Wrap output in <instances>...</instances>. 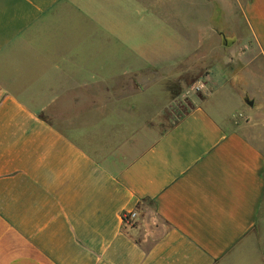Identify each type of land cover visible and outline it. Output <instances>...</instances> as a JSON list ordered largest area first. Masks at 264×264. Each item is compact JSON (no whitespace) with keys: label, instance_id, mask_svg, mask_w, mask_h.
<instances>
[{"label":"crops","instance_id":"0c3cea01","mask_svg":"<svg viewBox=\"0 0 264 264\" xmlns=\"http://www.w3.org/2000/svg\"><path fill=\"white\" fill-rule=\"evenodd\" d=\"M174 4L0 0V264H264L260 125L200 101L145 128L156 68L125 52ZM243 14L264 62V0Z\"/></svg>","mask_w":264,"mask_h":264},{"label":"rangeland","instance_id":"374dc122","mask_svg":"<svg viewBox=\"0 0 264 264\" xmlns=\"http://www.w3.org/2000/svg\"><path fill=\"white\" fill-rule=\"evenodd\" d=\"M246 2L175 0L179 22L176 11L172 19L164 7L148 14L145 28L131 31L125 53L138 50L140 59L123 64H147L162 71L149 68L158 77L149 86L158 92L150 94L149 87V96L143 98V106L149 107L142 112L143 119L149 117L148 134L165 131L202 101L223 126L259 124L258 136L250 131L247 136L264 152V62L243 14Z\"/></svg>","mask_w":264,"mask_h":264},{"label":"built area","instance_id":"2783aa9c","mask_svg":"<svg viewBox=\"0 0 264 264\" xmlns=\"http://www.w3.org/2000/svg\"><path fill=\"white\" fill-rule=\"evenodd\" d=\"M136 214L135 212H131L129 213V215L126 216L127 220H134Z\"/></svg>","mask_w":264,"mask_h":264}]
</instances>
